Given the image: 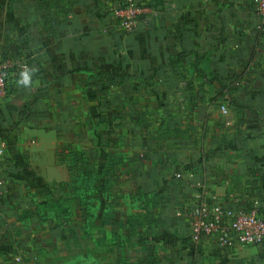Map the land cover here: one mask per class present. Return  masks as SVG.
<instances>
[{"label": "crops", "instance_id": "1", "mask_svg": "<svg viewBox=\"0 0 264 264\" xmlns=\"http://www.w3.org/2000/svg\"><path fill=\"white\" fill-rule=\"evenodd\" d=\"M117 1L0 0V264H264L191 227L203 202L264 214L254 0H153L132 32Z\"/></svg>", "mask_w": 264, "mask_h": 264}, {"label": "built area", "instance_id": "2", "mask_svg": "<svg viewBox=\"0 0 264 264\" xmlns=\"http://www.w3.org/2000/svg\"><path fill=\"white\" fill-rule=\"evenodd\" d=\"M253 6L258 18L257 29L264 32V0H254ZM112 11L118 16L121 27L128 32L135 31L141 20L149 24L157 13L153 0H119L112 5ZM14 65L15 60L5 56L0 45V98L7 92L8 78ZM220 108L223 113L229 112L227 104H221ZM6 146L7 141L1 139L0 157ZM191 227L192 236L198 241L203 236H217L223 246L233 241L245 246L264 243V214L257 199L238 208L203 202L196 210Z\"/></svg>", "mask_w": 264, "mask_h": 264}, {"label": "clouds", "instance_id": "3", "mask_svg": "<svg viewBox=\"0 0 264 264\" xmlns=\"http://www.w3.org/2000/svg\"><path fill=\"white\" fill-rule=\"evenodd\" d=\"M36 71H38V69H36L35 67H24L23 70L19 73V78L17 79L16 83L25 88H30L33 84V74Z\"/></svg>", "mask_w": 264, "mask_h": 264}, {"label": "trees", "instance_id": "4", "mask_svg": "<svg viewBox=\"0 0 264 264\" xmlns=\"http://www.w3.org/2000/svg\"><path fill=\"white\" fill-rule=\"evenodd\" d=\"M79 160V157L76 155H72V159L70 160V162L72 163V166H74L75 164H77V161Z\"/></svg>", "mask_w": 264, "mask_h": 264}]
</instances>
